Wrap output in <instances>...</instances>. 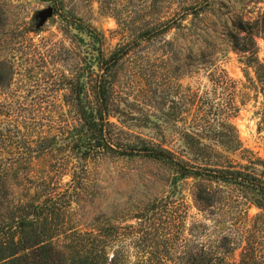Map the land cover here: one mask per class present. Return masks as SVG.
<instances>
[{
    "label": "rangeland",
    "instance_id": "1",
    "mask_svg": "<svg viewBox=\"0 0 264 264\" xmlns=\"http://www.w3.org/2000/svg\"><path fill=\"white\" fill-rule=\"evenodd\" d=\"M188 1L0 0V63L12 74L0 85V175L7 191L0 204L56 196L50 226L59 247L73 239L87 245L86 234L104 228L107 261L117 253L116 264H177L192 259L198 244L218 241L224 251L234 248L224 264L237 262L248 243L264 260V218L256 217L263 211L244 203L233 186L192 178L172 185L173 171L145 156L91 150L85 159L70 150L69 136L82 121L68 80L78 79L92 55L85 35L61 18L66 12L102 34L104 56L130 48L108 76L114 147L145 143L179 152L185 129L230 123L237 149L210 142L208 165H249L264 177V91L228 33L246 35L236 20L261 28L253 41L264 62V0H212L196 18L180 20V28L136 43L142 30L182 13ZM48 8L56 13L37 26L36 15ZM92 68L80 77L89 107L96 105ZM40 140L50 142L37 151ZM200 187L220 199L197 202Z\"/></svg>",
    "mask_w": 264,
    "mask_h": 264
},
{
    "label": "trees",
    "instance_id": "2",
    "mask_svg": "<svg viewBox=\"0 0 264 264\" xmlns=\"http://www.w3.org/2000/svg\"><path fill=\"white\" fill-rule=\"evenodd\" d=\"M189 3L192 4H189L182 13L162 21L156 28L151 27L142 30L136 43L144 39L149 40L157 34L166 33L172 28H180V20L187 15L196 18L209 8L212 0H192ZM55 13L56 9L53 10V14ZM61 18L77 33L85 35L88 41L85 43L82 37L80 40L85 43L86 50L92 55L91 60L85 61L83 73L78 79L74 83L73 80H68L70 96L75 95L74 107H76L82 121L81 126L78 129L75 128L72 135L69 136L68 143L71 145L72 154L80 153L85 159L91 150L98 152L107 150L120 156L142 155L168 166L173 171L170 182L172 185L192 178L194 182L207 180L233 186L237 193L244 198V203L252 204L263 211L256 217L264 218L263 176L247 170L249 165L235 166L231 162H227L225 165L212 166L207 163L209 161L207 150L212 147L210 142L228 150L237 149L239 142L234 132V126L230 123L220 128L199 125L193 130L185 129L180 135L181 150L179 152H172L163 147L145 143L127 144L121 149L114 147L108 130L111 123L108 119L110 113L108 76L111 69L128 53L130 48L124 46L108 56H104L101 48L102 34L70 12H66L65 15L62 14ZM234 27L239 33L246 32V35L241 37L238 33L230 31L228 32L230 40L235 48L246 55L248 63H253L257 87L264 91V62L257 60L255 55L257 50L253 41L257 30H261V28L243 23L241 20H236ZM94 65L97 68L94 83L96 105L89 107L82 101L85 83L80 77H85L86 74L91 76ZM11 75L5 63H0V85L8 82ZM40 141L41 143L37 142V144H41L40 148L36 147L37 151L43 150L50 142L49 140ZM196 161H204V165L196 164ZM249 163L254 164L253 161H249ZM6 195L5 183L4 180L1 182L0 175V197L5 199ZM193 195L197 202L206 206L212 205L214 200L220 199L219 197L215 198L210 191L201 187ZM58 204L60 203L57 202L56 196L45 197L44 200L38 202L17 203L15 205H9L8 202L0 204L2 207L0 208L2 210L0 214L2 217L0 218V264H116L117 253L111 257L110 261H107L106 246L103 239L109 232H106L107 230L104 228H101L97 234H86L89 238L87 245L82 244L80 240L74 242V239L68 244H63L62 247L57 245L53 238L58 230H54L50 226V217L54 214ZM4 209L6 213L3 214ZM248 231L250 232V230ZM249 234L247 233L244 238L246 242H250ZM220 240L222 242L226 240L228 245L235 243L229 238L223 237ZM223 249L224 244H219V241L215 244H198L193 254L190 250L192 259L179 261L177 264H224V255L230 253L231 249L234 250V248L231 246L230 250L224 251ZM228 264H264V260L260 254H256L254 245L248 243L241 246L239 260Z\"/></svg>",
    "mask_w": 264,
    "mask_h": 264
},
{
    "label": "water",
    "instance_id": "3",
    "mask_svg": "<svg viewBox=\"0 0 264 264\" xmlns=\"http://www.w3.org/2000/svg\"><path fill=\"white\" fill-rule=\"evenodd\" d=\"M53 9L52 8H48L47 10H45L44 12H42L41 14L39 13L38 15H36V18L39 19V22L37 24V26L42 25V23L44 22L45 17H49L52 15Z\"/></svg>",
    "mask_w": 264,
    "mask_h": 264
}]
</instances>
